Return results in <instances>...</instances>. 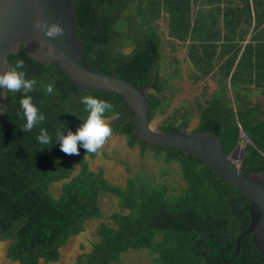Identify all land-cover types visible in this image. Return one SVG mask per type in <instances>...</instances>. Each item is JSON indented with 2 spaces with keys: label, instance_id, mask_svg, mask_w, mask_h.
<instances>
[{
  "label": "trees",
  "instance_id": "1",
  "mask_svg": "<svg viewBox=\"0 0 264 264\" xmlns=\"http://www.w3.org/2000/svg\"><path fill=\"white\" fill-rule=\"evenodd\" d=\"M74 4L90 66L139 87L150 84L152 126L216 136L229 157L244 142L239 166L248 174H264V0ZM18 57L25 61L27 78L36 80L30 95L46 116L40 127L53 141L42 151L39 128L20 129L22 94L8 93L0 114V243H8L10 260L57 262L70 239L96 219L97 239L76 264H119L133 250H147L151 264H264L251 233L235 255L236 240L250 224V202L235 185L192 153L151 148L139 139L119 94L84 91L58 64H38L23 47L9 56L11 65ZM48 84L54 85L51 95L44 91ZM87 95L112 104L105 113L111 136H123L143 158L152 152L163 160L170 168L163 173L176 171L183 181L179 190L146 170L116 184L104 167H91L89 158L99 150L61 151L55 129L66 125L74 132L82 124L88 113L81 101ZM56 183H61L58 196L52 190ZM105 195L118 200V210L108 216L101 203Z\"/></svg>",
  "mask_w": 264,
  "mask_h": 264
},
{
  "label": "water",
  "instance_id": "2",
  "mask_svg": "<svg viewBox=\"0 0 264 264\" xmlns=\"http://www.w3.org/2000/svg\"><path fill=\"white\" fill-rule=\"evenodd\" d=\"M37 21L60 23L65 33L50 39L35 28ZM49 45L54 47L53 53ZM22 47L38 64H58L71 82L84 91L119 94L129 107L138 138L147 141L151 148H180L192 153L209 164L217 176L242 191L250 202V224L236 240L235 255L240 251L243 236L251 233L264 256V174H248L239 166L237 161L243 159L245 146L239 145L229 157L219 138L211 134L191 132L188 128L177 132L153 128L148 102L150 84L139 87L117 74L90 66L79 38L74 0H0V73L10 69L9 56L19 53ZM8 100V94L0 88V114L5 112Z\"/></svg>",
  "mask_w": 264,
  "mask_h": 264
},
{
  "label": "clouds",
  "instance_id": "3",
  "mask_svg": "<svg viewBox=\"0 0 264 264\" xmlns=\"http://www.w3.org/2000/svg\"><path fill=\"white\" fill-rule=\"evenodd\" d=\"M35 28L44 31V35L50 39H56L65 33L64 26L60 23L48 24L46 21H37ZM49 51L53 53L54 47L49 45ZM35 84V79L27 78L25 61L19 57L15 60L14 65H10L7 72L0 73V88L5 90V95L8 93L22 94L20 107L22 110L21 119L24 123L20 129L23 132H32L34 128H39L36 139L43 151L45 147L52 145L53 135L47 128L40 127L45 122L46 116L33 102V97L30 95ZM44 91L48 95L53 94L54 85L48 84ZM81 103L88 113L82 124L74 132L66 125L55 129V144H59L61 151L68 155H79L81 147L87 153H96L112 134V128L105 116L106 112L112 110V104L92 95L84 96Z\"/></svg>",
  "mask_w": 264,
  "mask_h": 264
},
{
  "label": "rangeland",
  "instance_id": "4",
  "mask_svg": "<svg viewBox=\"0 0 264 264\" xmlns=\"http://www.w3.org/2000/svg\"><path fill=\"white\" fill-rule=\"evenodd\" d=\"M240 145L243 147L245 143ZM98 150L99 154L95 158H89L91 167L93 169L104 167L107 178L113 183L125 184L129 175L146 170L148 173L154 174L156 181H163L176 190H179L183 185V181L176 171L172 174L163 173L164 170H170L169 165L165 164L163 160L156 159L152 152H148L145 158L141 157L140 149L138 147L130 148L123 136H111ZM60 186L61 183H56L53 186L52 190L55 196H58ZM101 203L106 216L119 208L117 198L111 195L103 196ZM98 224L99 220H92L88 223L86 231L72 237L68 244L61 249L62 254L59 261L50 263L43 261L41 264H76V258L81 253L89 251L97 239ZM7 245V242L0 243V264H18L7 257ZM119 264H151V260L147 250H133L125 253Z\"/></svg>",
  "mask_w": 264,
  "mask_h": 264
}]
</instances>
